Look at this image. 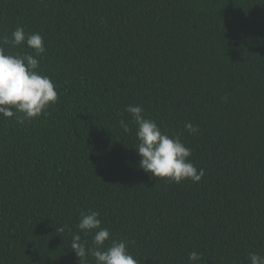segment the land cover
Masks as SVG:
<instances>
[{
    "label": "trees",
    "instance_id": "trees-1",
    "mask_svg": "<svg viewBox=\"0 0 264 264\" xmlns=\"http://www.w3.org/2000/svg\"><path fill=\"white\" fill-rule=\"evenodd\" d=\"M18 26L43 37L58 100L0 117V264H80L90 211L139 264L264 255V0H0V39ZM129 104L180 137L201 181L139 167Z\"/></svg>",
    "mask_w": 264,
    "mask_h": 264
},
{
    "label": "clouds",
    "instance_id": "clouds-1",
    "mask_svg": "<svg viewBox=\"0 0 264 264\" xmlns=\"http://www.w3.org/2000/svg\"><path fill=\"white\" fill-rule=\"evenodd\" d=\"M4 45L12 47L27 46L32 53H11ZM45 53L43 37L39 33H26L18 26L0 39V117L15 116L19 124L46 114L47 108L57 102L58 92L52 79L40 69V58ZM224 99H227L225 97ZM131 115V122L136 126L135 145L141 157L139 167L153 177L166 178L179 184L184 180L193 183L201 181L205 172L198 169L189 159L191 149L180 137L171 136L162 130L158 123L146 118L140 105L129 104L124 109ZM125 132L132 130L124 119L119 121ZM189 134L195 135L199 127L191 122L185 123ZM99 213L90 211L81 213L77 225L79 232L72 237L71 249L75 251L80 264H87L88 257L94 264H139L130 253L128 242L116 240L108 228L102 227ZM80 233L91 235V243L83 240ZM250 264H264V255L253 252L249 254ZM203 256L197 251L188 253L187 264H202Z\"/></svg>",
    "mask_w": 264,
    "mask_h": 264
}]
</instances>
